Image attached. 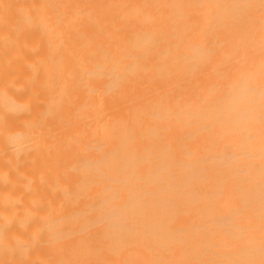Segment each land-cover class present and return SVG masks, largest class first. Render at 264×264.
Instances as JSON below:
<instances>
[{
	"label": "bare ground",
	"instance_id": "1",
	"mask_svg": "<svg viewBox=\"0 0 264 264\" xmlns=\"http://www.w3.org/2000/svg\"><path fill=\"white\" fill-rule=\"evenodd\" d=\"M0 264H264V0H0Z\"/></svg>",
	"mask_w": 264,
	"mask_h": 264
}]
</instances>
